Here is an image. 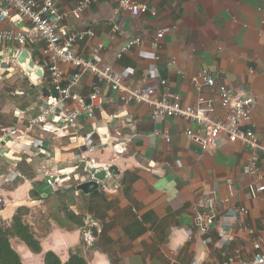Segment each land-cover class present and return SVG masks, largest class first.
<instances>
[{"label": "crops", "instance_id": "0c3cea01", "mask_svg": "<svg viewBox=\"0 0 264 264\" xmlns=\"http://www.w3.org/2000/svg\"><path fill=\"white\" fill-rule=\"evenodd\" d=\"M138 1L155 14L114 15L112 0H91L75 19L71 10L79 0H56L63 16L59 28L64 33L92 29V38L76 43V54L89 57L93 46L101 44V61L110 63L124 83L158 85L165 79L159 90L182 104L196 106L199 95H212L207 87L196 89L193 84L200 70L208 69L215 86L227 85L240 97L254 98L250 126L264 144V0ZM114 22L120 32L110 37ZM157 33H162L158 40ZM131 39L135 43L116 57ZM14 45L3 44L0 56ZM25 48L39 64L41 44L28 42ZM63 67L68 78L73 69ZM23 73L18 65L9 66L0 71V82ZM96 82L90 72H83L72 88L69 104L78 118L71 128H62V122L52 132L28 126L22 115L36 113L45 96V90L31 82L28 89L37 90L36 101L15 107L6 125L0 118V220L9 224L15 211L24 208L23 217L41 247L33 253L11 237V247L23 264H44L47 251L61 262L77 252L87 264H205L235 249L242 258H250L253 240L258 237L264 244V191L253 196V178L242 171L251 150L225 138L203 150L185 133L187 128L197 129L196 123L178 117L153 120L146 105L124 104L105 82L98 83L99 97L93 101ZM224 114L214 103L211 115ZM12 126L23 132L19 139L4 136L3 129ZM126 138L125 150L115 155L116 141ZM88 162L107 165L110 172L93 195L76 189L90 179ZM258 164L264 170V162ZM58 169L69 172L70 180L62 187L48 186L46 177ZM203 195L216 199L214 224L204 232L192 222ZM225 197L247 213L226 218L228 211L219 205ZM66 211L81 216L83 226L68 219ZM84 229L93 235L89 244L83 239ZM205 235L211 239L206 245Z\"/></svg>", "mask_w": 264, "mask_h": 264}, {"label": "built area", "instance_id": "2783aa9c", "mask_svg": "<svg viewBox=\"0 0 264 264\" xmlns=\"http://www.w3.org/2000/svg\"><path fill=\"white\" fill-rule=\"evenodd\" d=\"M91 0H79L76 7L71 10L73 18L78 19L82 11ZM114 4L113 14L120 11L128 12L136 17L141 14L155 11L144 2L138 0H112ZM56 6V0H0V48L6 43H15L10 53L0 56V71H5L9 66H15L20 51L28 42L40 43L42 58L39 63L44 69V75L40 80L41 87L45 90L43 103L34 114L22 115L29 127L40 125L43 130L55 131L62 128L68 129L75 126L78 113L69 104L72 98V88L80 83L81 74L90 72L96 79L90 95L91 100L99 97L98 83L105 82L119 94V99L124 104L140 103L149 108V115L153 120L167 117H178L197 124L193 130L187 128L185 133L197 142L203 150L215 147L222 138L229 142H239L251 150L248 162L242 167L244 174L253 178L249 186L254 196L264 191V170L259 162H264V144L261 143L256 131L250 126L251 107L254 102L252 96L240 97L234 89L227 85L215 86L214 76L208 69H201L198 76L193 79L196 89L202 85L207 87L212 95L208 98L199 95L196 106L182 104L178 99H171L167 93L159 90L158 85L166 84L161 79L159 84H147L130 86L124 83L120 76L113 71L110 63L102 62L99 51L101 44L94 45L89 57L75 53L76 43L90 39L94 32L90 28L61 32L59 21L62 18ZM6 26H2L5 25ZM119 23L114 22L111 28V36L120 32ZM162 33L156 34V40ZM135 43V39L128 40L116 53L120 57ZM73 69L67 78L63 66ZM214 103L225 110L222 117L211 115ZM56 120V121H55ZM4 136L19 139L21 132L17 127L5 128ZM155 135L160 132L155 131ZM4 138V137H3ZM165 141H169L167 135H163ZM129 138L118 140L115 143V155L122 153ZM18 142H13L15 145ZM21 148H24L22 146ZM70 180V173L65 169H58L46 177L48 186L62 187L65 181ZM262 180L261 184H257ZM0 196V206L2 205ZM216 199L213 195H203L197 200L198 211L193 217V224L202 232L208 230L215 221L214 205ZM221 208L228 211L226 218L231 219L237 213L246 214L247 210L242 206H232L229 197L219 200ZM253 234V229H247ZM83 239L86 243L93 241L90 229L83 230ZM228 237L226 241L230 240ZM209 235L202 239L203 244L210 243ZM254 252L250 258H242L240 250L235 249L232 255L222 260H212L205 264H264V244L256 237L252 243Z\"/></svg>", "mask_w": 264, "mask_h": 264}, {"label": "trees", "instance_id": "16d2710c", "mask_svg": "<svg viewBox=\"0 0 264 264\" xmlns=\"http://www.w3.org/2000/svg\"><path fill=\"white\" fill-rule=\"evenodd\" d=\"M24 213V208H18L9 224H4L0 220V264H23L18 253L11 247V237H16L23 241L31 252H41L39 240L35 237L30 225L25 221ZM65 216L73 220L77 225L83 226L84 222L81 216L75 215L71 211H66ZM44 264L87 263L77 252L71 253L66 262H61L54 252L47 251L44 253Z\"/></svg>", "mask_w": 264, "mask_h": 264}, {"label": "water", "instance_id": "95a60500", "mask_svg": "<svg viewBox=\"0 0 264 264\" xmlns=\"http://www.w3.org/2000/svg\"><path fill=\"white\" fill-rule=\"evenodd\" d=\"M16 63L33 85L41 86L40 80L44 75V69L41 65L35 63L27 48L20 51ZM85 171L90 179L81 181L76 185V189L84 194H96L99 191L100 183L110 177L107 165L94 166L91 162H88Z\"/></svg>", "mask_w": 264, "mask_h": 264}, {"label": "rangeland", "instance_id": "374dc122", "mask_svg": "<svg viewBox=\"0 0 264 264\" xmlns=\"http://www.w3.org/2000/svg\"><path fill=\"white\" fill-rule=\"evenodd\" d=\"M14 77L0 82V118L4 125L15 107L22 106L28 101H36L38 95L37 90L30 92L28 89L30 80L24 73L23 76Z\"/></svg>", "mask_w": 264, "mask_h": 264}]
</instances>
